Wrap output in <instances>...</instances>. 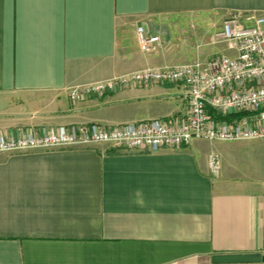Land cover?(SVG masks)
I'll return each instance as SVG.
<instances>
[{
  "label": "crops",
  "instance_id": "crops-1",
  "mask_svg": "<svg viewBox=\"0 0 264 264\" xmlns=\"http://www.w3.org/2000/svg\"><path fill=\"white\" fill-rule=\"evenodd\" d=\"M231 14H264V0H0V132L182 119L188 104L180 85L78 101L68 89L230 54L211 37ZM138 26L161 38L159 51L139 50ZM245 142L260 146L253 154L264 152V139ZM217 143L234 142L194 140L155 153L108 144L0 153V264L264 256V177L226 174L225 153L236 146Z\"/></svg>",
  "mask_w": 264,
  "mask_h": 264
},
{
  "label": "built area",
  "instance_id": "built-area-1",
  "mask_svg": "<svg viewBox=\"0 0 264 264\" xmlns=\"http://www.w3.org/2000/svg\"><path fill=\"white\" fill-rule=\"evenodd\" d=\"M136 37L139 50L145 54H153L163 46L159 36L147 34L142 26L136 28ZM211 44L221 45L231 53L188 64L147 67L68 89L69 99L78 101L136 85H180L188 104L182 119H150L114 127L84 124L17 129L10 135L0 132V153L91 144L155 153L177 150L194 140L264 139V14L245 18L229 15L212 35ZM215 114L230 120H216ZM209 167L213 172L219 170L217 155L209 156Z\"/></svg>",
  "mask_w": 264,
  "mask_h": 264
},
{
  "label": "rangeland",
  "instance_id": "rangeland-1",
  "mask_svg": "<svg viewBox=\"0 0 264 264\" xmlns=\"http://www.w3.org/2000/svg\"><path fill=\"white\" fill-rule=\"evenodd\" d=\"M202 144L208 146L206 142H202ZM226 144L236 146L231 152L225 153L224 171L226 174H233L245 179L264 177V152L257 155L250 152L252 148L260 146L245 141L217 143L219 148L226 146ZM211 151L214 153L213 150Z\"/></svg>",
  "mask_w": 264,
  "mask_h": 264
},
{
  "label": "water",
  "instance_id": "water-1",
  "mask_svg": "<svg viewBox=\"0 0 264 264\" xmlns=\"http://www.w3.org/2000/svg\"><path fill=\"white\" fill-rule=\"evenodd\" d=\"M213 264H253L264 262V256L260 254H230L216 255L211 259Z\"/></svg>",
  "mask_w": 264,
  "mask_h": 264
},
{
  "label": "trees",
  "instance_id": "trees-1",
  "mask_svg": "<svg viewBox=\"0 0 264 264\" xmlns=\"http://www.w3.org/2000/svg\"><path fill=\"white\" fill-rule=\"evenodd\" d=\"M214 118L216 119V120H230V118H226V117H221L220 115H218V114H215L214 115Z\"/></svg>",
  "mask_w": 264,
  "mask_h": 264
}]
</instances>
